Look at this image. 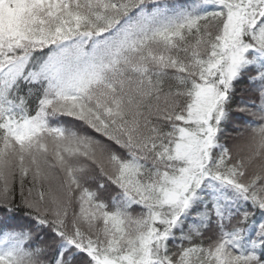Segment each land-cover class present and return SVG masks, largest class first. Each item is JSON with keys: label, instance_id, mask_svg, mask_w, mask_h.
Masks as SVG:
<instances>
[{"label": "snow or ice", "instance_id": "obj_1", "mask_svg": "<svg viewBox=\"0 0 264 264\" xmlns=\"http://www.w3.org/2000/svg\"><path fill=\"white\" fill-rule=\"evenodd\" d=\"M0 264H264V0H0Z\"/></svg>", "mask_w": 264, "mask_h": 264}]
</instances>
